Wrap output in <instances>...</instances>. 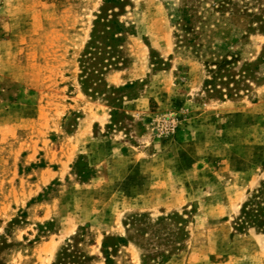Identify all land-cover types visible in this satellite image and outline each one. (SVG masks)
<instances>
[{
    "label": "rangeland",
    "instance_id": "1",
    "mask_svg": "<svg viewBox=\"0 0 264 264\" xmlns=\"http://www.w3.org/2000/svg\"><path fill=\"white\" fill-rule=\"evenodd\" d=\"M263 180L264 0H0V264H264Z\"/></svg>",
    "mask_w": 264,
    "mask_h": 264
},
{
    "label": "trees",
    "instance_id": "2",
    "mask_svg": "<svg viewBox=\"0 0 264 264\" xmlns=\"http://www.w3.org/2000/svg\"><path fill=\"white\" fill-rule=\"evenodd\" d=\"M109 1H114V0H109ZM233 3L231 1H221L219 4L221 6L222 11H224L227 7V4ZM236 5V3H233ZM225 8V9H224ZM239 10V9H238ZM179 11L181 12L180 19L184 23V25H190L192 27L193 20L195 18V14L191 12V9L189 7H183L180 8ZM240 11V10H239ZM107 20L105 17L99 16L95 22V27L92 32V38L89 44L86 47L85 53L83 55V58L81 59V67L83 70L82 74V80L83 84L88 83L90 80V74L93 73L91 71L92 67H102V68H108V65L103 64L96 56L94 57L95 60L90 64L89 60H91L93 57L94 51H98L99 49L103 50L105 46L111 47L110 43H114L116 46H119L118 44L120 42H125L124 38L122 36H119L120 34L122 35L126 31V26L123 22L119 20H114L111 22H106ZM194 29V27H192ZM187 34H189V31H186ZM102 53V52H101ZM94 63V64H93ZM111 65V64H109ZM95 71H98V69H94ZM99 73V71L97 72ZM103 75L104 72H101ZM101 80V79H100ZM175 217L177 215L168 217L170 222L175 221ZM242 221L244 224L247 226L253 227L257 229L258 231H263L264 232V180L261 183L260 187L256 189L249 199L245 203L242 209ZM160 224L164 222V218L160 219L157 221ZM124 243H127V239L121 238ZM168 260V257L163 256L160 259V262L158 264H164Z\"/></svg>",
    "mask_w": 264,
    "mask_h": 264
}]
</instances>
